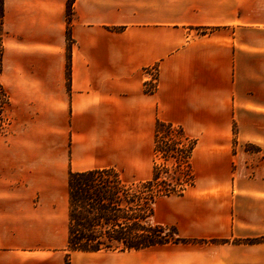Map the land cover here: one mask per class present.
<instances>
[{
    "label": "crops",
    "instance_id": "1",
    "mask_svg": "<svg viewBox=\"0 0 264 264\" xmlns=\"http://www.w3.org/2000/svg\"><path fill=\"white\" fill-rule=\"evenodd\" d=\"M70 3L5 0L0 264H66L70 171L153 179L159 119L196 140L151 217L187 241L71 264H264V0Z\"/></svg>",
    "mask_w": 264,
    "mask_h": 264
},
{
    "label": "trees",
    "instance_id": "2",
    "mask_svg": "<svg viewBox=\"0 0 264 264\" xmlns=\"http://www.w3.org/2000/svg\"><path fill=\"white\" fill-rule=\"evenodd\" d=\"M72 0L70 3V7ZM5 0H0V132H5L10 117L11 99L2 82L4 71ZM164 134V135H163ZM157 152L180 154L182 176L171 184L162 177L165 166L157 163L154 177L129 182L114 168L70 171L68 254L74 251H131L167 242H186L175 226L153 224L154 204L160 196L183 194L194 183L190 158L196 144L183 127L158 120ZM264 240V239H263ZM254 241V240H252Z\"/></svg>",
    "mask_w": 264,
    "mask_h": 264
},
{
    "label": "rangeland",
    "instance_id": "3",
    "mask_svg": "<svg viewBox=\"0 0 264 264\" xmlns=\"http://www.w3.org/2000/svg\"><path fill=\"white\" fill-rule=\"evenodd\" d=\"M164 135V134H163ZM180 154L173 153L172 150L169 153L159 152L158 163L165 166L162 171V177L167 178L168 182L175 184L178 182L179 177L182 176V171L179 168ZM129 182L136 180L127 179Z\"/></svg>",
    "mask_w": 264,
    "mask_h": 264
},
{
    "label": "built area",
    "instance_id": "4",
    "mask_svg": "<svg viewBox=\"0 0 264 264\" xmlns=\"http://www.w3.org/2000/svg\"><path fill=\"white\" fill-rule=\"evenodd\" d=\"M157 68H152L151 69V83L152 85H155L157 83Z\"/></svg>",
    "mask_w": 264,
    "mask_h": 264
}]
</instances>
